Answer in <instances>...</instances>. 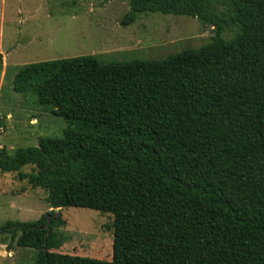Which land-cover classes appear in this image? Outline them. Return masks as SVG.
<instances>
[{
	"label": "trees",
	"instance_id": "obj_1",
	"mask_svg": "<svg viewBox=\"0 0 264 264\" xmlns=\"http://www.w3.org/2000/svg\"><path fill=\"white\" fill-rule=\"evenodd\" d=\"M127 3L122 25L160 13L214 34L163 59L18 71L13 91L67 125L37 147L0 149V173L44 191L50 209L0 225V244L34 250L33 264H264V0ZM66 207L112 214L108 261L49 251Z\"/></svg>",
	"mask_w": 264,
	"mask_h": 264
},
{
	"label": "rangeland",
	"instance_id": "obj_2",
	"mask_svg": "<svg viewBox=\"0 0 264 264\" xmlns=\"http://www.w3.org/2000/svg\"><path fill=\"white\" fill-rule=\"evenodd\" d=\"M128 0H0V149L37 147L41 137H60L61 117L40 107L31 95L13 91L14 75L28 64L93 56L102 62L163 59L198 49L214 34L211 26L185 16L143 13L129 24L121 20ZM225 29L224 39L231 37ZM21 171L29 173L31 167ZM46 194L32 189L17 173H0V225L34 221L49 211ZM13 201L14 203H10ZM54 219L49 251L89 258H110L111 213L66 207ZM9 243L8 237H1ZM6 250L5 247L3 246ZM0 264H33L34 250L13 245V258Z\"/></svg>",
	"mask_w": 264,
	"mask_h": 264
},
{
	"label": "crops",
	"instance_id": "obj_3",
	"mask_svg": "<svg viewBox=\"0 0 264 264\" xmlns=\"http://www.w3.org/2000/svg\"><path fill=\"white\" fill-rule=\"evenodd\" d=\"M10 203H14L13 201H10ZM3 246L5 247V245H2V244H0V249H2L3 248ZM4 250H3V252H2V255H1V257L2 258H4V257H8V258H13L12 257V255L15 253L14 251H15V248H13V247H11L9 250H5V248H3ZM1 252V251H0Z\"/></svg>",
	"mask_w": 264,
	"mask_h": 264
},
{
	"label": "water",
	"instance_id": "obj_4",
	"mask_svg": "<svg viewBox=\"0 0 264 264\" xmlns=\"http://www.w3.org/2000/svg\"><path fill=\"white\" fill-rule=\"evenodd\" d=\"M54 214H55V216H59V212H58V210L57 209H55L54 210ZM50 222V217H47V223H49Z\"/></svg>",
	"mask_w": 264,
	"mask_h": 264
}]
</instances>
